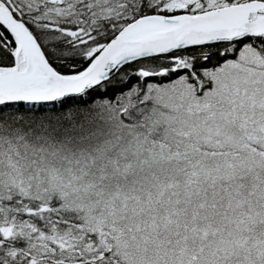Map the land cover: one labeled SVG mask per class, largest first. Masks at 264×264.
<instances>
[{
  "label": "snow or ice",
  "instance_id": "obj_1",
  "mask_svg": "<svg viewBox=\"0 0 264 264\" xmlns=\"http://www.w3.org/2000/svg\"><path fill=\"white\" fill-rule=\"evenodd\" d=\"M0 264H264V0H0Z\"/></svg>",
  "mask_w": 264,
  "mask_h": 264
}]
</instances>
